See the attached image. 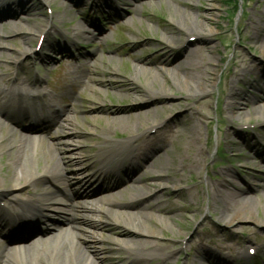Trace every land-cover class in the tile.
<instances>
[{
    "label": "rangeland",
    "instance_id": "rangeland-1",
    "mask_svg": "<svg viewBox=\"0 0 264 264\" xmlns=\"http://www.w3.org/2000/svg\"><path fill=\"white\" fill-rule=\"evenodd\" d=\"M59 1L64 0H53L49 4L42 0H0V15H4L7 9L12 11L8 17L0 18V40L3 45L0 52L12 59L9 63L5 62L6 58L1 59L0 74H6V80L21 73L22 76L28 74L32 80L38 78L40 87L37 90V87H32V93L42 91L49 97L37 103L32 102L33 105L46 104L51 99L56 107L67 110L69 119L75 120L77 136L65 137L57 128H54L51 136H61L59 142L67 143V147H71L73 143L79 146L75 151L59 146L62 150L58 156L70 183L74 177L81 175L75 173L79 167L84 169V175L91 176L94 181L92 184L96 192L90 196V200H76L89 206L95 203L94 199L104 197L103 193L96 189L100 185L99 179L95 177L99 168L96 154L100 149L99 143L103 140L102 128L107 126V120L112 116L102 114L99 110H123V116L140 115L146 125L157 124V129L147 133L149 125L145 128L143 123L140 132L147 134V138H144L149 141L147 151L155 150V155H159L163 162L170 165L167 170L169 183H165L166 177L160 190L167 188L163 192L164 200L170 196L173 202L166 204L167 213L152 217L150 222L159 226L154 229L155 235L143 237V241L155 248L162 246L159 247L162 249L160 252L166 251L168 254L165 264H264V191L259 190L260 181L256 179L263 178L264 175V120L254 116H250L248 120H224L229 116L225 108L226 104L231 102L230 93H240L241 90L248 92L253 104L256 99L264 98V90L249 88L250 83H264V80H261L264 79V54L257 49L259 46L254 39L251 40L254 31L251 30L253 26L250 24L256 22L260 12H264V0H180L188 5V9L180 7L176 0H153L151 8H147L143 0H115L114 5L121 16L97 8L89 12L88 5L92 0L69 3L75 10L65 13ZM191 5L198 7L202 16H195L196 20L205 23L206 29L212 34L207 38L181 35L173 46L165 45L161 41L162 34H172L176 24H184L180 12L196 15L197 11H190ZM206 17L210 24H207ZM78 26L84 27V33L93 39L78 40L72 45L69 43L70 38ZM95 27L99 29L98 32ZM27 30H33L34 36L29 38V45L15 42L18 37L11 34V31ZM42 30L50 31L47 40L50 45L47 41L38 40L37 33ZM55 46H58L59 50H56ZM196 49L202 50L204 56L213 58L212 65L207 67L210 75L209 92L204 95H197L198 92L194 89L185 91L188 88L185 85L181 88L173 76L172 67L183 63L189 52ZM19 52L27 53L21 57ZM78 54H81V59L75 57ZM16 57H19V61L14 63ZM133 58L153 63L150 67H144L137 65ZM164 58L170 61V68H156L154 63ZM67 60L73 68L65 69ZM236 60L243 68H249L250 74L246 73L243 80L239 78L236 81L242 80L241 83L230 85L232 78L229 73ZM74 68L79 74H75ZM83 68L92 70L91 78L94 83L83 79L87 73L80 80L79 75L84 72ZM147 69H153L151 80L157 79V82L161 83V75L165 76L168 85L165 94L155 91L143 93ZM135 72L138 76L132 78ZM244 84L248 86L244 87ZM116 85L127 88L131 94L130 99L126 100L124 96L117 95L118 91L114 89ZM62 88L58 95L54 94ZM91 89L99 90L101 94ZM236 104L246 109L248 102L239 98ZM257 107L258 104L250 109ZM195 120H199V124L193 128ZM0 123L6 125L1 118ZM158 124L162 127L158 128ZM9 131L13 139L20 135L18 128L11 125ZM135 131L134 128L131 133L117 130L111 135V139L115 142L123 141ZM225 136L238 144L236 154L240 157L234 162L223 158V154L228 153ZM42 141L46 146H51L58 140L53 141L51 138ZM228 154L232 155L230 152ZM247 155L251 157H243ZM192 160H202L201 166L198 169L189 168ZM155 161L142 164V167L132 174L131 181L138 182L146 195L154 193L155 190H151V183L146 182L147 170L144 166L149 167ZM5 163H8L7 156L2 154L0 183L5 181ZM38 164L42 166V160H39ZM185 165L187 170L184 169ZM36 166L30 162L34 171ZM225 171L235 174L229 179L231 186L228 190L235 192L236 189H242L246 193L245 196L253 199V206L249 211L240 214L239 219L233 220L231 224L228 222L233 215L228 214V218H221L217 210L221 205L212 194V191L220 186V182L215 181V178ZM157 172L158 167L154 164L149 173ZM205 180L206 184L203 183ZM207 183L212 188L207 187ZM49 187L48 192L54 200L64 202L62 190ZM79 193L80 189H75L74 194ZM10 195L20 199H25V196L28 198L25 189H15L6 190L3 200ZM129 195L130 191L126 192L125 196ZM2 207H6L4 201L0 204V208ZM55 207L67 210L61 204L53 205V208ZM194 208L197 211H188ZM101 220L106 223L105 218ZM49 227L54 234H60L66 229L64 225ZM143 230L147 231L146 228ZM76 232L81 234L82 238L86 237L85 240L76 242L84 248L86 256L97 264H159L158 258L144 261V256L125 247V240L107 232L84 227ZM36 235L39 233L27 239H31L27 247H33L40 242L39 237L35 238ZM92 236L96 237L94 241L90 240ZM224 240H227L234 250L240 246L244 248L239 252L224 251L221 246ZM249 249L255 254L250 255ZM8 253L14 251L9 250L1 256L4 262L11 256Z\"/></svg>",
    "mask_w": 264,
    "mask_h": 264
},
{
    "label": "bare ground",
    "instance_id": "bare-ground-1",
    "mask_svg": "<svg viewBox=\"0 0 264 264\" xmlns=\"http://www.w3.org/2000/svg\"><path fill=\"white\" fill-rule=\"evenodd\" d=\"M53 0H42V2H47L49 4ZM92 9H101V10H112L111 4L113 0H92ZM68 2V3H67ZM78 3L77 0H64L59 1V5L64 9L65 13L73 12L75 8L70 4ZM177 4L181 7L188 9V5L176 0ZM70 3V4H69ZM153 1L145 4H153ZM190 11H197L196 15L193 13H179L184 19V24L180 25L179 23L175 25V32L169 34L165 32L162 34L161 41L168 46H173L177 41L179 36H188V37H205L212 34L210 30H207V25L203 22H198L195 18L201 17L199 10L195 5L190 6ZM11 9V8H10ZM7 12L4 15H0V18H5L11 15L12 11L7 9ZM116 12L115 10H112ZM136 11V10H135ZM112 18V17H111ZM110 18V19H111ZM210 20L206 17L207 24H210ZM252 31H254L253 38L257 48L264 54V12L259 13V17L256 19V22H250ZM108 26L110 23L107 24ZM98 32L99 29L95 27ZM84 27H77L70 38V44H75L78 40L89 41L92 38H89L86 33H84ZM166 31V30H165ZM11 34L14 36L17 35L18 44L23 42L29 45V41L33 36V30L30 31H11ZM38 39L43 38V42L47 41L50 37V31H38ZM50 45L49 41H47ZM64 46V44H62ZM0 47L3 48L2 42L0 40ZM61 48V47H59ZM56 50L58 46H55ZM21 57L25 55V52H19ZM8 56V55H7ZM35 56V54H34ZM77 59H81V54L75 56ZM132 57V56H131ZM6 58V59H4ZM4 59L5 62L9 63L11 58L6 57L2 52H0V61ZM47 59V58H46ZM45 59V60H46ZM212 59L210 56H204L202 50L196 49L195 51H190L186 56V59L183 63L173 66L174 70V81L178 83L181 88L185 85L188 90L192 89L198 92L197 95H204L209 92V74L207 67L212 65ZM19 61V57H16L14 63ZM48 63H51L50 60H46ZM133 61L137 65L144 67H150L153 63L149 60H143L140 58H133ZM21 62H19L20 64ZM65 69L73 68L70 61H66ZM156 68L164 67L170 68V61L166 58L158 60L156 63ZM154 67V66H153ZM86 68V67H85ZM75 73H78L77 69L74 68ZM87 75L84 76V80H87L89 83H94V80L91 78L92 70L85 69ZM161 71V70H160ZM249 68L245 69L241 66V63L236 60L232 65V71L229 75L232 78L230 85L233 83H241L244 78V75L250 74ZM144 83L143 93L158 92L165 94L168 91V85L166 83L165 76L161 75L162 82H157V79L151 80V73L153 69H147ZM16 74L13 79L6 80V74H0V116L4 118L7 122L11 123L14 117V114L17 113V102H19L20 97L24 101L28 100V90L32 88V84L39 83L38 78L31 80L28 77V74L22 76ZM143 74V73H141ZM83 73L81 78L83 77ZM138 74L135 72L132 75V78H137ZM24 77V78H23ZM239 78L242 80L236 82ZM261 80H264L263 78ZM99 83L101 81L99 80ZM248 84H244V87H247ZM93 88V87H91ZM250 89L254 90H264V83H250ZM114 89L118 91L117 95L124 96L126 100L130 99V92L125 87H120L118 85L114 86ZM97 94H101L99 90L91 89ZM183 90V89H182ZM62 89L60 90V92ZM189 92H186V94ZM39 96L48 98L46 94H40ZM191 97V96H189ZM230 103L226 104V114L229 116L224 118L227 122L233 121L235 119L242 120L250 116H254L257 119L261 118L264 120V98L256 99L255 104H253L249 93L245 91H234L230 93ZM244 99L248 102L247 108H240L236 104L238 99ZM47 103L46 109H49L50 113L48 117L41 119L33 130L37 129H51L56 127L61 130L63 136L65 137H74L78 135L76 130V123L74 119H69L67 110L65 108H56L55 103L51 101ZM135 102V101H134ZM259 103L261 105H259ZM257 108H251V106L257 105ZM23 109V108H22ZM126 110V109H125ZM97 111V110H96ZM115 112L100 109L99 112L102 114L112 116L111 119L107 120V126L102 128V137L103 140L99 143L100 149L96 155H98L99 171L100 175L103 176V180L106 182V185L103 187L107 192L103 193L104 197L94 199L92 205H85L79 200V194H74L75 189H80L81 198L84 200H90V196L95 193V189L89 176L83 175V168L79 167L76 174H81L79 177H74L70 183V179L66 176L64 168L62 167V160L58 156V153L62 150L59 146L65 147L66 150L75 151L78 149V144L73 143L71 147H67V143L59 142L61 136L54 138L56 143L51 146H46L45 143L41 140H33L25 135H20L16 139H13L11 132L7 126L0 123V155L5 154L7 156L8 163H5L3 166H6L5 181L0 183V199H3L6 194V190H15V189H25L28 198L25 196V199H20L18 196L10 195L6 197L5 202L7 207L2 210L0 215V225L2 232H7L15 228L18 223L30 221L32 219L43 221L46 224H63L66 229L61 231L59 235H53L51 233V228L46 227L37 230V224L32 225L27 233L23 237H30L32 233L39 231L41 235L40 243L33 247H25L23 243L14 244L13 246L8 242V240L0 241V264H97L94 260H91L86 256L84 248L76 240H82L81 234H77V230L84 228L92 229L96 231H104L109 234H112L118 238L125 240L124 245L129 250L132 249L137 253L142 255L144 261H149L155 258H158L159 264H165L168 261V254L166 251L160 252L162 249L159 246L156 248L143 241V237L155 235L154 229L158 227V224H152L150 220L152 217H156L167 213L166 204L171 203L170 196L164 200V191L167 188L160 190L162 182L169 183L168 171L170 165L166 162H163L160 156H156L155 150L147 151L149 146V141L144 139L147 138V134L140 132V128L144 123L145 128L149 125H146V122L140 119V115L136 116H123L125 112L120 110V112ZM24 114L30 115L29 110L24 108ZM109 116V117H110ZM20 120L15 117V123ZM222 120V121H224ZM195 126H198L199 120L194 121ZM162 124V123H160ZM158 124V128L162 127ZM143 126V127H144ZM157 124L149 125L146 130L147 133L156 128ZM136 131L134 134L127 136L123 141L115 142L112 141L111 135L117 130L122 133H131L132 129ZM260 136H256L258 138ZM262 137V136H261ZM53 140V141H54ZM225 146L228 149V153L223 154V158L228 160V162L236 161L240 155L237 153L238 144L236 141L229 139L225 136ZM264 140V137H262ZM77 144V145H76ZM245 158H250L251 156H243ZM42 160V166H39L38 162ZM156 160L149 167L144 166L147 170L146 172V182H150V189L155 190L152 195H146L139 186V183L132 180V174L136 170L142 167V164H147ZM30 162L36 164V170L34 171L30 167ZM150 162V163H151ZM189 163V168L198 169L201 166L202 160L196 161L192 160ZM154 164L158 167L159 172L149 173V170L152 169ZM187 166H184V169L187 170ZM235 174L230 171H225L220 173L215 178V181L220 182L218 189H214L212 194L217 198L216 201L221 205L218 207L219 214L221 218L227 217L228 214H232L233 217L230 218L228 224H231L233 220H238L239 215L247 213L251 206H253V199L245 196V191L242 189H236L235 192L229 191L228 187L231 186L229 179L232 178ZM263 178H256L259 183V190L264 191V175ZM208 180V179H207ZM127 181H129L127 183ZM222 181V182H221ZM126 183V184H125ZM206 184V180L203 182ZM124 184V185H123ZM123 185V186H121ZM58 187L62 190L64 202L54 200L52 194L48 192L50 187ZM75 187V188H74ZM207 187L212 188L210 184L207 183ZM77 191V190H76ZM130 191L128 197L125 196L126 192ZM70 192V194H69ZM173 203V202H172ZM61 204L64 205L67 210L62 208L55 207L53 205ZM116 210V211H115ZM52 211V212H49ZM188 211H197L196 208ZM35 215H38L35 216ZM97 215V216H96ZM102 218H105L106 223L102 222ZM262 216L264 219V206L262 208ZM228 218V217H227ZM21 220V221H20ZM33 223V222H32ZM35 223V222H34ZM37 223V222H36ZM42 224V225H43ZM50 225V226H51ZM143 228H146L147 231H144ZM211 237V236H210ZM96 237H90V240L94 241ZM22 239V238H20ZM127 239L131 240L126 241ZM253 242V241H252ZM224 244H221L222 248L229 251H233L234 248L231 245H228L227 240L223 241ZM18 247V248H17ZM29 249V250H27ZM236 249H242L238 247ZM18 252L11 253L8 260L5 262L1 259V256L8 251ZM22 250H24L22 252ZM28 252H27V251ZM7 256V255H6ZM226 257H228L226 255ZM3 258V257H2ZM5 258V257H4ZM215 261H217L215 259ZM101 264V263H98ZM220 264V263H218ZM222 264V263H221Z\"/></svg>",
    "mask_w": 264,
    "mask_h": 264
}]
</instances>
